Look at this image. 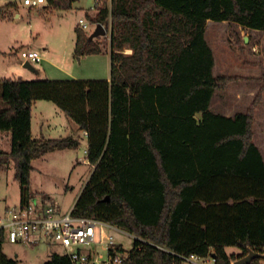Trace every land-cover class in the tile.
<instances>
[{"label": "trees", "instance_id": "obj_1", "mask_svg": "<svg viewBox=\"0 0 264 264\" xmlns=\"http://www.w3.org/2000/svg\"><path fill=\"white\" fill-rule=\"evenodd\" d=\"M77 1L46 0L57 10ZM14 8L0 6V20ZM88 18L109 32V48L76 28L73 52L109 53L108 80H0V131L10 134L0 170L12 161L20 202L29 197L34 159L80 146L71 136L31 137V106L45 100L86 133L92 171L72 213L132 235L127 264L264 255V160L252 140L264 75L245 112H211L215 91L241 78L213 74L205 39L207 21L264 31V0H110ZM4 241L0 230V264H18L2 252ZM44 264L71 262L52 253Z\"/></svg>", "mask_w": 264, "mask_h": 264}, {"label": "rangeland", "instance_id": "obj_2", "mask_svg": "<svg viewBox=\"0 0 264 264\" xmlns=\"http://www.w3.org/2000/svg\"><path fill=\"white\" fill-rule=\"evenodd\" d=\"M24 0H0L2 4H17L20 17L14 19V10H9L7 18L0 21V50L6 57L0 60V78L24 80H70L100 79L110 77V60L107 56L80 58L74 55V45L79 19H87L91 30L84 31L87 37L97 25L93 18L94 0H79L69 10H57L48 7L47 2L35 7L24 6ZM47 5V6H46ZM46 6V7H44ZM81 29V28H80ZM205 39L211 44L216 60L214 73L217 76H238L243 80L231 86L226 93L227 102L234 109H243L252 101L262 84L264 75V31L250 30L236 23L208 21L205 27ZM105 49L109 48V32L92 39ZM15 49L13 50V48ZM36 49L41 62L30 64L35 71L23 66V51ZM13 50V51H12ZM242 50V52H241ZM125 50V53H128ZM20 65V69H18ZM51 66V69H49ZM45 69L46 72L42 71ZM39 73H36V72ZM30 78V79H27ZM1 80V79H0ZM233 82V81H232ZM231 83V82H230ZM226 88V87H225ZM224 88V89H225ZM224 89L217 90L212 100L213 111L222 112ZM240 91L235 99L233 92ZM232 95L230 96V94ZM48 109L42 111L43 117L51 122V139L66 137L71 127L77 125L59 110L52 102L44 100ZM256 121L252 123V140L264 154V93ZM2 100L0 97V106ZM1 108V107H0ZM39 109L34 111L33 132L37 138L39 132ZM62 118V119H61ZM70 126V127H69ZM78 130V129H77ZM10 146V134L0 131V149ZM85 143L81 142L75 150L52 152L34 159L30 173L29 197H35L50 205L59 213L67 212L75 203L88 179L92 167L85 161ZM12 161L0 170V207L3 204L16 205L20 199V185L14 180ZM98 229L96 228V233ZM115 241L121 245L124 253L132 247L133 236L121 230L111 232ZM61 245L46 244L42 240L36 244H12L4 241L2 252L18 264H44L52 253H62ZM228 253L238 252L236 248H227ZM180 264H214L209 258L198 260L188 258ZM264 264V262L262 263Z\"/></svg>", "mask_w": 264, "mask_h": 264}, {"label": "built area", "instance_id": "obj_3", "mask_svg": "<svg viewBox=\"0 0 264 264\" xmlns=\"http://www.w3.org/2000/svg\"><path fill=\"white\" fill-rule=\"evenodd\" d=\"M103 1L110 3V0H94L95 12ZM45 2L24 0L23 4L35 8ZM78 26L84 31L91 30L86 18L79 19ZM21 55L23 64L41 61L39 52L34 50L23 51ZM72 210L73 206L67 212L59 213L50 205L30 197L23 203L0 207V230L4 233V240L12 244L31 245L40 240L48 245L59 244L64 251L58 254L68 256L71 264H127V253L118 247L111 234L117 228L91 217L75 216ZM209 259L214 262L213 258Z\"/></svg>", "mask_w": 264, "mask_h": 264}, {"label": "crops", "instance_id": "obj_4", "mask_svg": "<svg viewBox=\"0 0 264 264\" xmlns=\"http://www.w3.org/2000/svg\"><path fill=\"white\" fill-rule=\"evenodd\" d=\"M4 5H7V3L6 4H2V5H0V6H4ZM15 5V8H14V11H15V15H14V19H18L19 17H20V14L18 13V10H19V6L17 5V4H14ZM25 6V5H24ZM44 7H46V6H44ZM0 21H3V20H0ZM207 24H208V21H207ZM208 45L210 46V48H211V44H209L208 43ZM15 49V47L13 48V50ZM12 50V51H13ZM29 50H34V51H37L36 49H34V48H30ZM126 50H128L129 52L128 53H131V50H129V49H126ZM211 50H212V52H213V57H214V67H213V74L215 75V73H214V70H215V65H216V60H215V56H214V51H213V49L211 48ZM38 52V51H37ZM6 52L5 51H2V50H0V60H3L5 57H6ZM40 55V54H39ZM89 57L90 56H93L94 58H98V57H100V56H107L108 58H109V60H110V55H109V53H102V54H98V55H88ZM40 57H41V55H40ZM85 57H87V56H83V57H80V58H85ZM41 60H42V58H41ZM41 62V61H40ZM39 62V63H40ZM21 67H20V65H18V69H20ZM49 69H51V66H50V68ZM32 71H35L34 69H32ZM42 71H44V72H46L45 71V69H43ZM36 73H39L38 71L36 72ZM215 76H217V75H215ZM0 79H3V78H0ZM19 79H22V80H24L23 78H20L19 77ZM27 79H30V78H27ZM37 80V79H36ZM81 80H96V79H81ZM108 80V79H107ZM27 81H30V80H27ZM241 81H243V80H239V82H241ZM235 83H237V82H231V83H229L227 86H226V88L224 89V91H225V93H224V95H223V109H224V111H222V112H215V111H213V109H212V100H213V98H214V96H215V94H216V91H215V93L213 94V97H212V99H211V103H210V111L211 112H213V113H215V114H221V115H223V116H227V117H230V116H233L234 114H236V113H239V112H245L246 110H247V108H248V106H249V104L251 103V101L249 102V103H247L246 105H244L245 107L243 108V109H239V110H237V109H233L232 107H231V104H229L228 102H227V97H228V94L229 93H226L227 92V90H229L230 88H231V86L233 85V84H235ZM233 94H234V97H235V99L236 98H238V95L240 96V91H238V90H235L234 92H233ZM256 94V93H255ZM232 95V93L230 94V96ZM253 100V99H252ZM262 101V100H261ZM261 101L259 102V104L257 105V108L255 109V113H254V119H253V121H256V119H257V116H258V112H259V107H260V103H261ZM42 102H44V100H37V101H35L33 104H32V106H31V137L33 138V139H51V121L48 119V118H44L43 117V114H42V111H45L46 109H48L49 107H48V105H46L45 103H42ZM47 102H49V101H47ZM0 107H2V105L0 106ZM37 109H39V113H40V117H39V132H37V138H34V132H33V119H34V111L35 110H37ZM45 109V110H44ZM62 119V118H61ZM70 127V126H69ZM78 129V127L77 128H75V127H71V129H70V133L68 134V136H71V137H73V138H75V139H78L79 141H80V144H81V142H84L85 143V146H87V140H86V133L85 132H82V131H80L79 129ZM8 133V132H7ZM9 134V133H8ZM67 137V136H66ZM9 148H10V146H9ZM9 148L8 149H6V150H4V151H8L9 150ZM85 149H86V147H85ZM0 150H3V149H0ZM62 151H65V150H62ZM54 152H57V151H54ZM260 152H261V154H262V157H263V160H264V154H263V152L261 151V149H260ZM50 153H52V152H50ZM50 153H47V154H50ZM46 155V154H45ZM88 164V163H87ZM89 165V164H88ZM91 166V165H90ZM92 167V166H91ZM82 188H83V186H82ZM80 192H81V190H80ZM19 202H20V199H19ZM4 205H9V204H3L2 206H4ZM74 205V204H73ZM72 205V206H73ZM226 252H227V249H226ZM228 253V252H227ZM232 253H235V252H232ZM237 253V252H236ZM228 254H231V253H228ZM264 262V259H262L261 261H260V263L259 264H262Z\"/></svg>", "mask_w": 264, "mask_h": 264}, {"label": "water", "instance_id": "obj_5", "mask_svg": "<svg viewBox=\"0 0 264 264\" xmlns=\"http://www.w3.org/2000/svg\"><path fill=\"white\" fill-rule=\"evenodd\" d=\"M105 33H106V31L103 28V26L97 25L96 29L90 35L89 38L93 39L94 37L105 35ZM23 66L30 69V70L33 69V67L28 62L24 63ZM105 200H108V197H106ZM210 257L213 258L214 255L211 254ZM255 258L264 259V255H261L259 253H255L253 251H249L247 255H245L244 257H242L238 260H235L232 264H250Z\"/></svg>", "mask_w": 264, "mask_h": 264}]
</instances>
